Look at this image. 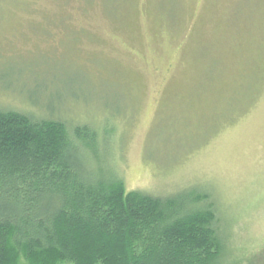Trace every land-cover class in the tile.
Masks as SVG:
<instances>
[{"label": "rangeland", "instance_id": "obj_1", "mask_svg": "<svg viewBox=\"0 0 264 264\" xmlns=\"http://www.w3.org/2000/svg\"><path fill=\"white\" fill-rule=\"evenodd\" d=\"M0 110L93 128L127 191L206 188L264 264V0H0Z\"/></svg>", "mask_w": 264, "mask_h": 264}, {"label": "trees", "instance_id": "obj_2", "mask_svg": "<svg viewBox=\"0 0 264 264\" xmlns=\"http://www.w3.org/2000/svg\"><path fill=\"white\" fill-rule=\"evenodd\" d=\"M97 141L87 125L0 110V264H228L209 190L127 191L89 164Z\"/></svg>", "mask_w": 264, "mask_h": 264}]
</instances>
